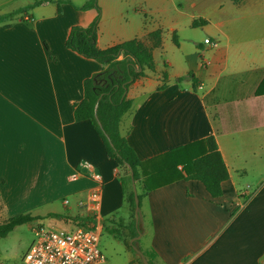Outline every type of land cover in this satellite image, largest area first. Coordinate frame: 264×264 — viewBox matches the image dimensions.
<instances>
[{"label":"crops","instance_id":"crops-1","mask_svg":"<svg viewBox=\"0 0 264 264\" xmlns=\"http://www.w3.org/2000/svg\"><path fill=\"white\" fill-rule=\"evenodd\" d=\"M36 1L0 0V15L25 9L0 24V214H65L41 209L52 203V186L83 167L70 194L78 197L80 215L95 216L91 175L102 176L100 222L91 224L102 231L105 217L126 204L129 217L133 211L93 121L75 118L85 80L103 65L66 46L72 28L90 25L98 12L75 7L89 0ZM99 4L101 49L163 33L156 67L129 88L133 105L120 126L139 158L215 136L230 171L218 198L198 180L148 192L139 212L145 251L157 255V264H263L264 177L245 189L237 174L264 167V0ZM164 72L169 79L159 90Z\"/></svg>","mask_w":264,"mask_h":264},{"label":"trees","instance_id":"trees-1","mask_svg":"<svg viewBox=\"0 0 264 264\" xmlns=\"http://www.w3.org/2000/svg\"><path fill=\"white\" fill-rule=\"evenodd\" d=\"M234 1L238 3L241 0ZM42 2L44 1H36L35 5ZM64 2L72 3L70 0L57 1L59 6ZM75 7L84 11L96 9L98 15L88 26H74L66 46L103 65L101 72L85 80L84 98L75 104V118L78 122L93 121L109 158L114 160L120 169L126 170L132 186L137 183L140 206L148 192L182 179L198 180L205 185L213 198L221 197L224 193L223 183L230 179V171L215 136L194 141L159 157L143 161L121 133L122 119L133 105V100L128 98L127 92L135 81L146 76L148 70L155 69L154 51L162 45V30L151 32L146 40L135 38L101 49L98 46V30L102 16L99 0H89L84 5ZM24 10L1 14L0 24L10 22ZM204 22L195 21L194 25ZM168 79L167 72H164L163 84L159 86V90L166 88ZM100 97L102 98L99 101ZM98 101L99 107L96 112ZM129 165L133 169V176ZM121 181L126 189L127 180L121 176ZM127 200L133 210L135 220L133 225L138 234L141 229L136 223L134 187L127 196ZM49 216L63 221H74L77 226H88L91 220L90 217H71L58 213H51ZM41 219H43L42 216L31 213L17 214L6 222L0 223V238L8 236L20 225ZM143 254L149 264H157V255L153 251H143Z\"/></svg>","mask_w":264,"mask_h":264},{"label":"rangeland","instance_id":"rangeland-1","mask_svg":"<svg viewBox=\"0 0 264 264\" xmlns=\"http://www.w3.org/2000/svg\"><path fill=\"white\" fill-rule=\"evenodd\" d=\"M22 1L25 3H34L35 0ZM73 1L78 2L80 0ZM119 172L120 175L127 180L125 184L128 192L127 196H129L134 185L132 186V184L129 182L128 173L125 169L121 168L119 169ZM69 173L70 172H67V176L64 177V180L60 184L52 186V189L50 190V195H52L53 197V200H51L52 203H50V205H48L47 207L41 209V212H51V210L57 208L62 210V212H64L65 214L70 215L71 217H90L92 218V220H90L89 222V224L91 225L92 222H97V219L95 216L80 215L78 197L76 195L70 194L74 190V186L76 185L78 180H70ZM237 175V177H239L242 188L246 189L247 186H250V188L252 189V186L254 185L253 182L257 181L259 178L264 177V167H249L246 170L239 171ZM135 184L139 193L138 185L137 183ZM65 200L69 202V204L66 205H69L68 207L70 209H68L63 204ZM15 215L17 214H11L8 212L1 213L0 223L6 222L9 218ZM47 217L48 216L43 217V219L38 221L20 225L8 236L0 238V264L20 263L26 253L36 242L37 237L35 234V229L41 224L49 228H62L66 230H73L78 227L76 223L71 220L62 221L64 223L63 224L58 223L59 221L56 218ZM114 218H116L117 220H114ZM104 220L105 221L101 222V226L103 223V230L101 231L100 247L107 256L106 264H145L143 263V258L139 253V251L142 253L143 251H145L144 240H141V231L138 232V234L135 232L133 225L135 221L134 215L132 217H129L128 205L126 204L125 209H119L115 216L105 217ZM137 225H139L141 229L140 218Z\"/></svg>","mask_w":264,"mask_h":264},{"label":"built area","instance_id":"built-area-1","mask_svg":"<svg viewBox=\"0 0 264 264\" xmlns=\"http://www.w3.org/2000/svg\"><path fill=\"white\" fill-rule=\"evenodd\" d=\"M207 44L216 46L218 42L210 38ZM83 167L76 170L70 179L76 181L83 175ZM95 186L90 193L89 207L97 222L103 192V178L93 173ZM66 203H69L66 201ZM99 213V214H98ZM36 242L18 264H106L107 256L100 247L101 230L96 226H78L73 230L49 228L39 225L35 229Z\"/></svg>","mask_w":264,"mask_h":264},{"label":"water","instance_id":"water-1","mask_svg":"<svg viewBox=\"0 0 264 264\" xmlns=\"http://www.w3.org/2000/svg\"><path fill=\"white\" fill-rule=\"evenodd\" d=\"M101 98H102V97L99 98V101L101 100ZM99 101H98V103H97V105H96V112H97L98 107H99ZM129 168L131 169L132 176H133V175H134V172H133V169H132V167H131L130 165H129ZM134 191H135V201H136V219H137V223H138V222H139V218H140V214H139V212H140V208H141V206H140L139 193H138V191H137V187H136V184H135V183H134ZM140 237H141V235H140ZM140 237H138V238H140ZM138 238H136V239H138ZM134 241H135V240H134ZM136 248H137V246H136ZM139 253H140L141 256H142L144 263H145V264H149L147 258L144 256V254H143L142 252H140V251H139ZM263 264H264V263H263Z\"/></svg>","mask_w":264,"mask_h":264}]
</instances>
